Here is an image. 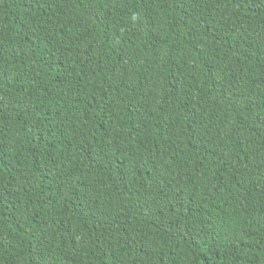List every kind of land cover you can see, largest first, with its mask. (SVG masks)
Wrapping results in <instances>:
<instances>
[{"label":"trees","instance_id":"1","mask_svg":"<svg viewBox=\"0 0 264 264\" xmlns=\"http://www.w3.org/2000/svg\"><path fill=\"white\" fill-rule=\"evenodd\" d=\"M0 264H264V0H0Z\"/></svg>","mask_w":264,"mask_h":264}]
</instances>
